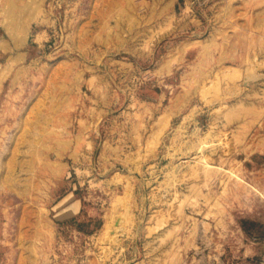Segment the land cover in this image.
Segmentation results:
<instances>
[{
  "label": "rangeland",
  "instance_id": "rangeland-1",
  "mask_svg": "<svg viewBox=\"0 0 264 264\" xmlns=\"http://www.w3.org/2000/svg\"><path fill=\"white\" fill-rule=\"evenodd\" d=\"M0 264H264V0H0Z\"/></svg>",
  "mask_w": 264,
  "mask_h": 264
}]
</instances>
